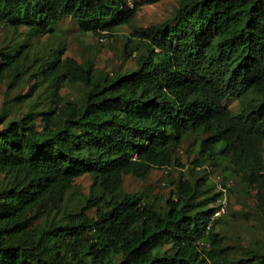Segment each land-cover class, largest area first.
<instances>
[{
  "label": "trees",
  "instance_id": "obj_1",
  "mask_svg": "<svg viewBox=\"0 0 264 264\" xmlns=\"http://www.w3.org/2000/svg\"><path fill=\"white\" fill-rule=\"evenodd\" d=\"M136 11L127 0H0V23L46 34L68 16L81 33L109 34ZM173 19L123 73L97 78L91 63L58 57L54 72L83 83L81 98L58 97L40 127L31 111L0 127V264H264V252L224 247L225 211L201 199L206 176L178 178L163 209L122 188L125 174L182 166L177 150L193 133L191 163L237 176L264 217V0H179ZM83 173L82 206L34 222Z\"/></svg>",
  "mask_w": 264,
  "mask_h": 264
},
{
  "label": "rangeland",
  "instance_id": "obj_2",
  "mask_svg": "<svg viewBox=\"0 0 264 264\" xmlns=\"http://www.w3.org/2000/svg\"><path fill=\"white\" fill-rule=\"evenodd\" d=\"M127 1L137 8L134 20L109 34L81 33L76 20L68 16L46 34L30 25L15 27L0 23V64L6 66L0 77V127L28 111L33 112V120L40 127L43 111L55 106L58 97L71 101L81 98L85 90L83 83L68 80L64 68L58 76L54 72L53 63L58 57L91 63L96 77L100 78L131 70L136 67L138 57L146 55L148 49L156 51L152 40L156 27H172L173 12L179 0ZM8 54H16L17 61L12 65L6 62ZM224 102L231 110H236L235 100ZM196 139L195 134H188L177 150L182 166L154 167L144 178L125 174L123 190L141 191L163 209L173 198L178 178L204 175L209 186L202 192L201 199L207 206L218 205L223 197L219 190L226 188L225 213L216 228L230 255L245 258L251 250L264 252V217L255 209L253 189L237 176L226 175L220 165L207 162L202 167L193 165ZM91 182L87 173L76 177L60 200L48 198L50 211L37 216L34 222L58 218L59 205L64 211L80 208ZM33 213L35 208L29 210V214Z\"/></svg>",
  "mask_w": 264,
  "mask_h": 264
},
{
  "label": "built area",
  "instance_id": "obj_3",
  "mask_svg": "<svg viewBox=\"0 0 264 264\" xmlns=\"http://www.w3.org/2000/svg\"><path fill=\"white\" fill-rule=\"evenodd\" d=\"M225 205H226V202H225V194L223 195L221 201H220V207L214 212V216H217L221 213H223L225 211Z\"/></svg>",
  "mask_w": 264,
  "mask_h": 264
}]
</instances>
